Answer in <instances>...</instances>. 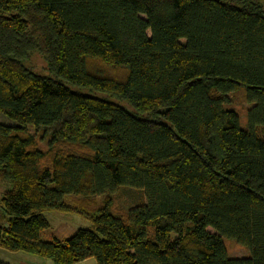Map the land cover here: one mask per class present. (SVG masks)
<instances>
[{"label":"trees","instance_id":"trees-1","mask_svg":"<svg viewBox=\"0 0 264 264\" xmlns=\"http://www.w3.org/2000/svg\"><path fill=\"white\" fill-rule=\"evenodd\" d=\"M0 183V245L54 264H264V2L0 0ZM71 194L107 197L42 240Z\"/></svg>","mask_w":264,"mask_h":264},{"label":"rangeland","instance_id":"rangeland-1","mask_svg":"<svg viewBox=\"0 0 264 264\" xmlns=\"http://www.w3.org/2000/svg\"><path fill=\"white\" fill-rule=\"evenodd\" d=\"M261 1L264 2V0ZM28 63L31 64L30 66L33 67L34 70L42 74H47L49 71L45 61L38 54H34ZM229 95L231 99V106L238 111L241 119V125L244 126L243 124L245 123L247 108L249 107L248 103L245 102L244 93L240 90ZM128 107L130 108V106ZM31 132H34V129H31ZM36 136L37 139H39L40 146L45 148L49 141L48 136L40 139V134L37 132ZM4 187L5 186L0 183V193ZM107 196L111 200L112 211L119 214H125L128 212L129 208L145 201V196L141 190L125 186L117 188L114 192L108 194ZM107 196L92 195L90 197H83L81 195L78 196L73 194L67 196L66 201L71 206L70 210H48L43 213L49 222V227L41 232V239L44 241H51L55 238L65 240L71 237L79 228L90 227L91 221L84 214V206L87 207L88 205V209H93L95 206L101 205ZM90 202L92 203V206H90ZM8 216L9 215L3 208L0 196V225L5 226V224H7ZM224 243L229 256L246 257L250 254L248 248L239 244L235 240L224 238ZM0 259L10 264H54L51 259L43 258L36 254L21 250L12 251L3 248L1 245ZM85 260L86 261L83 263L76 264H97L95 258H87Z\"/></svg>","mask_w":264,"mask_h":264},{"label":"crops","instance_id":"crops-1","mask_svg":"<svg viewBox=\"0 0 264 264\" xmlns=\"http://www.w3.org/2000/svg\"><path fill=\"white\" fill-rule=\"evenodd\" d=\"M86 260H83L82 262H78V263H83V262H85Z\"/></svg>","mask_w":264,"mask_h":264},{"label":"bare ground","instance_id":"bare-ground-1","mask_svg":"<svg viewBox=\"0 0 264 264\" xmlns=\"http://www.w3.org/2000/svg\"><path fill=\"white\" fill-rule=\"evenodd\" d=\"M7 213V212H6ZM6 225V224H5ZM83 261V260H82Z\"/></svg>","mask_w":264,"mask_h":264}]
</instances>
